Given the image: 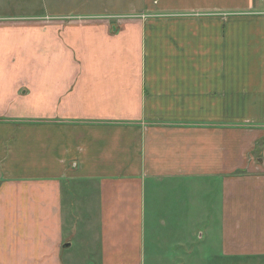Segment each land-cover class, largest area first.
I'll return each mask as SVG.
<instances>
[{"label": "crops", "instance_id": "0c3cea01", "mask_svg": "<svg viewBox=\"0 0 264 264\" xmlns=\"http://www.w3.org/2000/svg\"><path fill=\"white\" fill-rule=\"evenodd\" d=\"M46 5L0 28V264L264 259V0Z\"/></svg>", "mask_w": 264, "mask_h": 264}, {"label": "rangeland", "instance_id": "374dc122", "mask_svg": "<svg viewBox=\"0 0 264 264\" xmlns=\"http://www.w3.org/2000/svg\"><path fill=\"white\" fill-rule=\"evenodd\" d=\"M48 1L49 0H4L5 4L4 5L0 4V28L7 27V26H13V27L35 26L36 27L37 21H38L37 16L42 14L45 9L47 10L48 6L46 5V3ZM20 17H25V18H20ZM5 37H6L5 33H0V46H2L0 47V60H2V58L4 57L3 61H5V62H0V76H6L8 74L9 75L13 74V71L15 70V68L11 67V63L15 62V57H17V55L21 56L25 49L24 48L21 50L20 46H24V43L20 42L19 43L20 46L19 45L14 46L13 55L9 56V54L12 52L11 50L12 48L5 50V45H6ZM6 51H8L7 54H5ZM25 63L27 64L28 61L26 60ZM1 64L3 66H1ZM24 67L20 69L21 70L20 73L17 74L20 76L19 82L26 80L23 74H27L25 70H27L29 65L28 67H25V68ZM20 86L22 87H19L17 91L15 92L21 93L23 89H27V85L25 84V82H22V85L20 83ZM9 117L11 118L12 116H9ZM0 118H4V116H0ZM93 219L95 221V224L93 226L94 233H95L96 225H97L96 216H93ZM190 229L196 230L193 227H191ZM202 233H204V230L202 232L200 231V234ZM205 255H208V256L203 259H198L197 264H264V259L224 258V257L220 258L218 256L217 248L215 251L207 248ZM199 260H200V263H199ZM191 263H193V260L185 259V264H191Z\"/></svg>", "mask_w": 264, "mask_h": 264}]
</instances>
